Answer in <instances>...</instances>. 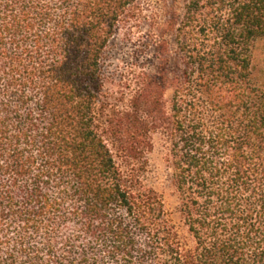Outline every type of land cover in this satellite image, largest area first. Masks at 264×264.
Here are the masks:
<instances>
[{"label":"trees","instance_id":"trees-1","mask_svg":"<svg viewBox=\"0 0 264 264\" xmlns=\"http://www.w3.org/2000/svg\"><path fill=\"white\" fill-rule=\"evenodd\" d=\"M141 9L0 0V264H264V0H189L115 88L106 52Z\"/></svg>","mask_w":264,"mask_h":264},{"label":"rangeland","instance_id":"rangeland-1","mask_svg":"<svg viewBox=\"0 0 264 264\" xmlns=\"http://www.w3.org/2000/svg\"><path fill=\"white\" fill-rule=\"evenodd\" d=\"M140 1L142 9L136 19L117 31L106 52L105 70L115 88L128 85L142 69L153 71L162 55L157 36L158 24L168 14L181 15L189 0ZM253 65L255 76L264 79V39L255 45ZM153 141L154 149L148 154V181L163 195L166 206L173 210L177 205V195L171 169L166 162L167 150L163 136L157 133Z\"/></svg>","mask_w":264,"mask_h":264}]
</instances>
